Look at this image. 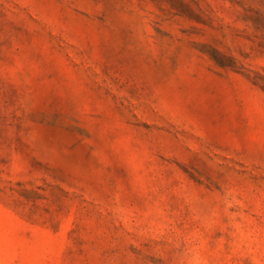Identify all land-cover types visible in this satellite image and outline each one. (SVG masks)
I'll return each instance as SVG.
<instances>
[{
  "label": "rangeland",
  "instance_id": "374dc122",
  "mask_svg": "<svg viewBox=\"0 0 264 264\" xmlns=\"http://www.w3.org/2000/svg\"><path fill=\"white\" fill-rule=\"evenodd\" d=\"M0 264H264V0H0Z\"/></svg>",
  "mask_w": 264,
  "mask_h": 264
}]
</instances>
